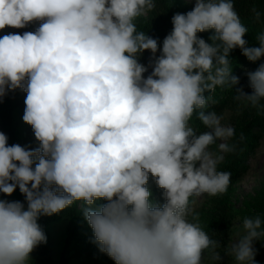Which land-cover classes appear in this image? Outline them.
<instances>
[{
	"label": "clouds",
	"instance_id": "clouds-1",
	"mask_svg": "<svg viewBox=\"0 0 264 264\" xmlns=\"http://www.w3.org/2000/svg\"><path fill=\"white\" fill-rule=\"evenodd\" d=\"M155 7V0H0V30L39 22L35 31L0 37V99L27 93L23 121L39 142L9 145L0 132V193L19 188L25 197L0 199V264H29L47 243L39 218L76 202L115 264H203L206 251L221 261L220 242L190 208L192 197L227 191L231 173L217 165L235 150L226 142L234 128L205 111L206 93L233 87L235 100L264 107V63L247 73L249 94L237 87L229 58L238 48L260 60L264 34L250 46L233 0H195L173 15L161 46L135 23ZM206 31L211 43L198 36ZM145 51L148 65L140 62ZM194 114L208 131L189 125ZM216 141L221 154L209 151ZM150 176L162 205L151 200ZM98 199L106 203L97 208ZM262 223L243 219L244 234L226 253L235 264H258Z\"/></svg>",
	"mask_w": 264,
	"mask_h": 264
},
{
	"label": "trees",
	"instance_id": "trees-1",
	"mask_svg": "<svg viewBox=\"0 0 264 264\" xmlns=\"http://www.w3.org/2000/svg\"><path fill=\"white\" fill-rule=\"evenodd\" d=\"M235 11L238 13L240 20L247 21L246 25L248 30H256L264 32V0H233ZM156 7L154 10L148 12L144 16H140L136 19L135 23L137 31H144L147 35L158 39L162 46L163 39L171 32L173 25L171 23L172 17L176 13L186 14L191 9L178 11L179 0H155ZM253 9L260 12V19H255V13ZM39 27V22L31 23L27 27L22 29L5 27L0 30V37L10 33L23 34L25 31H35ZM213 33H198V36L205 39L206 42L211 43L209 37ZM250 46H258L257 37H244ZM159 55V52L157 53ZM151 53L145 51L140 57V62L147 65L149 63ZM230 67L232 68L233 75L235 71L243 64V59H247L242 55L240 49H235L230 53ZM248 60V59H247ZM258 65L264 63V57L256 61ZM240 84L237 86H243L244 91L250 88L248 87V78L239 77ZM27 93L21 89L15 91H9L8 94L0 99V132H3L8 136V144H19L26 148L32 149L26 142L18 139L16 130L13 123V114L15 110H20L22 115L24 114L25 103ZM236 95L235 88L233 87H217L215 89L216 111H222L228 105L233 110H238L243 101H237L234 99ZM261 105H264V100L261 101ZM205 111H207L205 109ZM199 133L208 131L202 122L197 118V114H194L189 122ZM234 136L227 141L229 145H235L233 152L225 153V162L217 167L218 171H226L231 173L230 184L225 193L213 196L211 201V219L208 228L209 236L220 242V247L217 251L221 254V261L219 264H232L233 259L231 255L226 254L228 246V237L231 231V222L229 220V214L232 209V204L229 200V194L233 190L234 186L243 178L247 172V161L249 154L256 147V131H261L264 136V107L257 109L253 108L250 104L240 114L239 120L234 128ZM34 135L33 129L30 126L27 131V137ZM243 137V139H241ZM0 199L9 201L18 200L25 201V197L20 193L19 188L11 196H6L0 193ZM151 200L154 203L162 205L164 200L163 190L157 187L154 181ZM80 203L76 202L59 214L52 216H41L38 223L42 227L47 237V243L39 245L32 253L31 264H50L51 250L49 247V239L47 236V227L50 223L59 221L62 219H73L76 221L71 228L70 235L67 240V245L61 258L60 264H68L69 260L65 257V254L69 248H74L76 243L79 242L85 248H93L97 243L95 242L94 234L91 227L88 225L83 214L80 211ZM106 203L103 199H98L94 207ZM111 264H115V261L111 259ZM213 264L217 262L213 261Z\"/></svg>",
	"mask_w": 264,
	"mask_h": 264
},
{
	"label": "rangeland",
	"instance_id": "rangeland-1",
	"mask_svg": "<svg viewBox=\"0 0 264 264\" xmlns=\"http://www.w3.org/2000/svg\"><path fill=\"white\" fill-rule=\"evenodd\" d=\"M195 0H179L178 11L191 9L194 7ZM241 23L246 27L247 21L241 20ZM212 31H206L203 33H210ZM213 33V32H212ZM264 32L256 30H248L245 36L258 37ZM148 65V64H147ZM259 65L255 62H250L247 59H243V64L235 71L234 75L238 77H247V73L255 71ZM151 72V68L144 75L147 76ZM252 89L249 88L247 93H251ZM211 97L207 111H215L217 115L223 117L221 123L225 126H232L235 128L239 120L240 114L248 107V103L243 101V104L238 110H233L230 105L226 106L222 111H216L215 91L206 93ZM13 123L16 130V135L19 140L24 141L32 149L39 147V142L35 139V136L27 137V131L30 125L23 121V115L20 110H15L13 114ZM194 131L198 134L197 130L190 125ZM256 147L249 154L247 161V172L243 178L234 186L233 190L229 194V200L232 204V209L229 214V220L231 222V231L228 237V246L239 240L244 234L242 221L246 217L260 216L262 222H264V136L261 131H256ZM227 142V141H226ZM221 141H216L209 147V151L214 154H221L219 150V144ZM224 159L217 165V167L225 162V153H223ZM154 186V179L150 176L147 187L151 193ZM213 196L203 194L199 197H192L190 208L193 215H198L199 224L201 228L209 235L208 228L211 219V201ZM192 219V215L188 217ZM76 218L62 219L52 222L47 227V236L49 239V247L51 250L50 264H60L64 250L67 245V240L70 235L71 228L73 227ZM262 229H264V223H262ZM254 247L257 249V255L255 257L258 264H264V237L260 240L254 241ZM65 257L69 260L68 264H111V258L100 251L98 244L93 248H85L79 242L76 243L74 248H69L65 254ZM235 264L234 257L232 256ZM29 264H31L29 262ZM203 264H213L210 258L209 252H205L203 258Z\"/></svg>",
	"mask_w": 264,
	"mask_h": 264
}]
</instances>
